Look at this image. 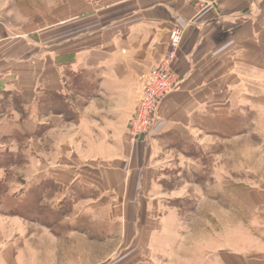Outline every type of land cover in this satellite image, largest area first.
<instances>
[{
	"label": "crops",
	"instance_id": "1",
	"mask_svg": "<svg viewBox=\"0 0 264 264\" xmlns=\"http://www.w3.org/2000/svg\"><path fill=\"white\" fill-rule=\"evenodd\" d=\"M6 19L0 15V145L15 144L21 130L25 144L36 129L43 141L46 113L70 112L80 138L75 147L102 165L73 183L95 187L101 197L127 195L163 175L155 170L170 162L163 149L207 145L200 139L208 125L224 131L223 122L233 120L242 133L230 136L232 147L246 153L231 157V177L253 182L243 209L248 218L232 220L231 236L189 239L179 264H264V167H256L264 166L256 149L264 148V0H57L34 25L17 28ZM174 28L183 29L175 63L181 83L164 99L151 133L130 144L128 121ZM215 137L222 146L229 139ZM93 210L79 218L87 214L90 222ZM20 242L0 247V264H36ZM38 249L45 253L44 244Z\"/></svg>",
	"mask_w": 264,
	"mask_h": 264
},
{
	"label": "rangeland",
	"instance_id": "2",
	"mask_svg": "<svg viewBox=\"0 0 264 264\" xmlns=\"http://www.w3.org/2000/svg\"><path fill=\"white\" fill-rule=\"evenodd\" d=\"M56 3L57 0H0V15L17 28L34 25V16L51 10ZM180 83L181 79L173 91ZM58 112L46 113L48 129L43 141L37 137L36 129L32 133L36 137L25 144L21 130L12 137L15 144L5 139L6 146L0 145V247L18 240L20 246L28 243L36 264H179L186 241L199 239L201 232L207 239L231 236L232 220L248 218V211L243 209L249 203L248 191L253 182L247 178L238 182L231 177L235 166L231 157L243 152L242 146L232 147L230 136L242 133L235 121H224V131H211L208 125L210 130L204 131L207 137L200 134L197 139L202 138L201 143L207 145L187 142L168 152L163 149L170 162L155 169L163 175L145 181L143 191L101 197L95 187L75 183V178L92 177L102 165L100 159L87 158L83 149L75 147L80 142L73 124L75 118L70 112H64L62 117ZM133 114L124 135L130 144L143 139L130 126ZM216 135L229 139L223 146L217 145ZM253 139L258 144V138ZM7 143L15 149L10 151L12 147ZM256 149L257 154L264 153V148L257 145ZM217 155H222L218 161ZM256 167L258 172L263 171V165ZM219 186L223 193L217 189ZM31 195L37 200L31 201ZM84 196L94 201L81 200ZM29 201L34 203L32 210L24 208ZM92 207L96 211L89 215L90 222L87 214L79 218ZM109 233L113 234L111 239L107 238ZM41 244L46 249L44 254L37 253Z\"/></svg>",
	"mask_w": 264,
	"mask_h": 264
},
{
	"label": "built area",
	"instance_id": "3",
	"mask_svg": "<svg viewBox=\"0 0 264 264\" xmlns=\"http://www.w3.org/2000/svg\"><path fill=\"white\" fill-rule=\"evenodd\" d=\"M183 37L182 28H174L169 34L168 49L153 68L143 84L141 96L130 126L137 135L148 136L154 128L158 108L164 97L173 91L181 79L175 63Z\"/></svg>",
	"mask_w": 264,
	"mask_h": 264
},
{
	"label": "trees",
	"instance_id": "4",
	"mask_svg": "<svg viewBox=\"0 0 264 264\" xmlns=\"http://www.w3.org/2000/svg\"><path fill=\"white\" fill-rule=\"evenodd\" d=\"M31 201H33V200H37V197L35 196V195H31ZM19 205H21L22 204V201H20L19 203H18ZM22 206V205H21ZM25 207L24 208H26V209H31L32 208V206L34 207V203L33 202H28L27 204H25L24 205ZM16 207H18L17 205L16 206H14L13 207V209H12V211H14L15 209H16ZM32 210V209H31Z\"/></svg>",
	"mask_w": 264,
	"mask_h": 264
}]
</instances>
